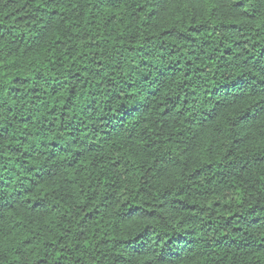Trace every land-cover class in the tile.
<instances>
[{
	"label": "trees",
	"instance_id": "trees-1",
	"mask_svg": "<svg viewBox=\"0 0 264 264\" xmlns=\"http://www.w3.org/2000/svg\"><path fill=\"white\" fill-rule=\"evenodd\" d=\"M0 264H264V0H0Z\"/></svg>",
	"mask_w": 264,
	"mask_h": 264
}]
</instances>
